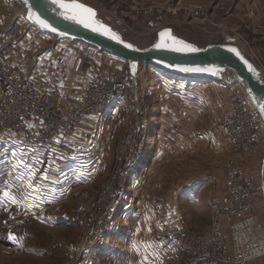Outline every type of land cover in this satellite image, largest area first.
I'll return each instance as SVG.
<instances>
[{
    "label": "rangeland",
    "instance_id": "obj_1",
    "mask_svg": "<svg viewBox=\"0 0 264 264\" xmlns=\"http://www.w3.org/2000/svg\"><path fill=\"white\" fill-rule=\"evenodd\" d=\"M76 2L91 7L100 24L136 47L156 46L167 35V47L181 46L173 38L196 49L233 44L264 81V0ZM26 6L24 0H0V28L15 20L27 25L16 54L35 61L51 51L46 53L49 71L62 77V104L82 97L85 89L109 87L111 79L101 82L108 73L104 70L120 73L131 92L109 100L99 117L84 118L66 139L71 151L51 165L46 159L34 169L42 154L37 141L21 146L23 135L0 136V264H155L142 247L146 243L145 252L157 253L163 242L177 249L180 260L158 264H184L174 236L177 220L184 219L196 232L206 230L208 179L222 183L229 168L239 164L250 173L256 167L250 159L264 153V142L260 152L244 159L231 149L227 88L194 86L189 80L181 86L174 72L169 76L143 63L134 74L129 61L93 47L96 60L88 53L67 64L75 53L69 52L72 44L38 34ZM203 71L186 73L201 79ZM200 187V198L180 200ZM173 201L177 205L170 207ZM168 220L170 231L156 239L155 230ZM153 235L158 246L151 242ZM251 264H264V254Z\"/></svg>",
    "mask_w": 264,
    "mask_h": 264
},
{
    "label": "built area",
    "instance_id": "obj_2",
    "mask_svg": "<svg viewBox=\"0 0 264 264\" xmlns=\"http://www.w3.org/2000/svg\"><path fill=\"white\" fill-rule=\"evenodd\" d=\"M31 27L45 39L55 37L36 26ZM26 31L27 25L25 27L20 20L0 28V136L23 135L21 146L29 139L37 141L35 146L42 154L35 160L36 169L41 161L48 159L50 163L46 162L51 165L63 153L70 152L66 139L73 136L81 121L87 117H99L108 107L109 100L119 94H129L131 90L120 73L104 70L108 73H104L101 82L111 79L109 87L85 89L82 97L62 104V77L59 72L49 71L46 53L49 55L51 51L47 49L45 57H37L35 61L25 53L16 54ZM55 38L57 43L81 44ZM15 54L18 56L14 59ZM214 81L231 93L227 124L231 149L242 159L248 158L252 151H259L264 142L263 121L239 77L223 76ZM29 124L35 126L29 128ZM263 158V151L251 157V166L256 167L250 173L239 164L229 168L222 183L214 178L208 179L211 213L208 229L196 232L184 219L177 220L174 236L184 264H251L264 254Z\"/></svg>",
    "mask_w": 264,
    "mask_h": 264
},
{
    "label": "water",
    "instance_id": "obj_3",
    "mask_svg": "<svg viewBox=\"0 0 264 264\" xmlns=\"http://www.w3.org/2000/svg\"><path fill=\"white\" fill-rule=\"evenodd\" d=\"M50 6L54 7L57 12H54ZM26 7H30L31 12L35 13L41 19L46 20L56 31L54 32L51 31V29L42 28L34 19L30 20L31 25L39 27L52 36L65 38L72 42L83 43L101 52L121 57L132 63V65L135 64L136 67L135 70H133L134 74H136L139 64L143 63L172 73L174 72L175 75L183 74L189 77L196 76L189 75L183 69H201L205 67L202 73L203 77H198L209 81L221 78L223 76L220 75L221 71L235 75L244 83L248 95L255 103L264 119V112L260 110V104L264 103V81L254 76L253 71L249 69V65H251L253 69H256L253 63L233 44L209 45L195 52L175 51V47H167L169 46L168 41L171 39V35H167V37L161 38L162 42L160 45L164 47H136L125 42L121 38H119V40L123 41L122 43L111 39L108 35L93 31L91 28H86L75 21L65 19V15H62L65 10L57 6L56 3H53V0H28ZM61 33H63V35ZM129 44L132 45L131 48L126 47V45ZM229 48L237 49L240 56L230 52L228 50ZM240 57H243V59ZM245 61H247V63H245ZM262 188L264 195V158L262 164Z\"/></svg>",
    "mask_w": 264,
    "mask_h": 264
},
{
    "label": "snow or ice",
    "instance_id": "obj_4",
    "mask_svg": "<svg viewBox=\"0 0 264 264\" xmlns=\"http://www.w3.org/2000/svg\"><path fill=\"white\" fill-rule=\"evenodd\" d=\"M24 2L27 4L28 0H24ZM53 3L59 4L61 8H63L65 11L62 13V15H65V19L75 21L78 24H82L86 28H91L93 31L100 32L103 35H108L111 39L117 40L119 42H123L119 40V37L112 33L111 29L107 28L105 25L100 24L99 21L95 19L96 12L91 8L87 7L86 5L82 3H77L76 0H72L71 3H65V0H53ZM28 19L33 20L38 23L42 28H48L51 29V31H56L55 28H53L46 20L41 19L39 16H37L35 13L29 11ZM167 31V30H166ZM63 35V33H61ZM165 33H161V36H164ZM174 43L181 45L180 47H175V51H199V49H196L192 47L191 45L185 44L183 41H175V38H173ZM162 45L158 44L156 47H161ZM126 47L131 48L132 45H126ZM230 52L235 53L237 56H240V53L235 48H229ZM243 59V57H240ZM247 63V61H245ZM133 70H135V64L132 65ZM249 69L251 71H254L251 65H249ZM184 71H203L204 69L199 68H185ZM260 110L261 112H264V103L260 104ZM29 128L34 127V125L29 124ZM7 195V193H5ZM11 239H15V237L10 236Z\"/></svg>",
    "mask_w": 264,
    "mask_h": 264
},
{
    "label": "crops",
    "instance_id": "obj_5",
    "mask_svg": "<svg viewBox=\"0 0 264 264\" xmlns=\"http://www.w3.org/2000/svg\"><path fill=\"white\" fill-rule=\"evenodd\" d=\"M97 14H99V12H97ZM72 46H73V48L74 49H71L69 52H75V53H73L74 55H71V61H66L67 62V64H69V63H73V61H75V60H78L79 59V61L81 60V58H83V56L85 55V54H91L92 56H93V58L92 59H97L96 57H98L97 55H96V53H93V52H91L89 49L90 48H87L86 46H84V45H82V44H72ZM98 54V53H97ZM91 59V60H92ZM90 60V59H89ZM77 63H79V62H77ZM95 67H100V65H97V66H95ZM165 73V72H164ZM167 74V73H166ZM167 75H169V76H173V75H170V74H167ZM174 77H178V76H174ZM176 81V80H175ZM177 81H185V82H187V80H183V79H181V77H178L177 78ZM193 84H196V83H193ZM91 149H93V146L91 147ZM94 150H97L96 148H94ZM95 157V156H94ZM94 157H93V159H94ZM66 164V163H65ZM65 164H63V165H65ZM81 164H83V163H81ZM81 166H83V165H81ZM95 166V165H94ZM94 166H91L92 168H94ZM65 169H66V167H64ZM145 168V167H144ZM142 169V168H141ZM145 170H146V168H145ZM86 173H89V174H92L91 172H86ZM84 176V175H83ZM141 176V175H140ZM85 177H87V176H85ZM140 178V177H139ZM205 181V180H204ZM205 187L206 186H203V189H205ZM202 191H201V187L200 188H193V189H191V190H189V191H187L184 195H182V197L180 198V200H184L185 202H193V200H195L196 199V196H197V194H198V197L202 194L201 193ZM205 195L207 194L206 192L204 193ZM200 198V197H199ZM174 199V198H173ZM178 201H179V198H178ZM171 204V206L170 207H173L174 205H177V203L175 202V201H173L172 203H170ZM206 205H207V210H208V214H209V222H208V224H207V228L206 229H208V227H209V225H210V222H211V215H210V209H209V207H208V204H207V201H206ZM195 209V208H194ZM194 209L192 210L193 212H194ZM206 209H204L203 211H205ZM124 211H125V209H124ZM183 211V210H182ZM188 212V211H187ZM186 212V213H187ZM171 214V213H170ZM183 214H185L184 212H183ZM186 215V214H185ZM189 215H191V214H189ZM153 216V215H152ZM162 218V217H161ZM203 218H205L206 219V215H204L203 216ZM169 221L170 220H168V221H164V223H162L161 225H162V228H157L156 230H155V232L157 233V236L155 237L156 239L158 238V239H161V237L163 236V235H165V233L163 232V231H166L167 229H168V231H170L169 230ZM204 223V222H203ZM201 225H203L202 223H200L199 224V226H201ZM204 226V225H203ZM204 228V227H203ZM153 237H154V235L152 236V239H151V242L154 244V245H156V244H160V243H157L158 241H156L155 240V238L153 239ZM145 244L146 243H144V245H143V247H142V249H143V254H145L144 256H149V257H153L154 258V261H155V264H158V262H174V263H178V261L180 260L179 259V256H178V253H177V249L176 248H172V245H168L167 243H165V242H163V243H161V245H160V247H158L159 248V251L157 252V253H153V252H151V250L150 251H147V252H145ZM152 245V244H151ZM149 246V245H148ZM147 246V247H148ZM156 246H158V245H156ZM174 249V250H173ZM176 250V251H175ZM178 257V259H176ZM171 258V259H170ZM161 263V264H162Z\"/></svg>",
    "mask_w": 264,
    "mask_h": 264
},
{
    "label": "bare ground",
    "instance_id": "obj_6",
    "mask_svg": "<svg viewBox=\"0 0 264 264\" xmlns=\"http://www.w3.org/2000/svg\"><path fill=\"white\" fill-rule=\"evenodd\" d=\"M50 8L54 11V12H57V10L54 8V7H52V6H50ZM29 11H31L30 10V7H26V9H25V13L26 14H29ZM143 47H147V45H145V46H143ZM154 70V69H153ZM164 72L165 73H167V74H170L171 72H167V71H165L164 70ZM253 74H254V76L256 77V78H260V79H262V76L260 75V73H259V70H257V69H254V71H253ZM220 75H223V76H232V74H230V73H228V72H225V71H221V74ZM164 76V75H163ZM175 76H177V75H175ZM222 76V77H223ZM165 77V76H164ZM178 77H181V79H183V80H189V83H191L192 85H194V86H203L204 88H210V87H218L217 85V81H209V80H201V79H193L192 77H190V78H184L183 76H178ZM189 77V76H188ZM178 83H180L181 84V86H182V84H185L186 82L185 81H179ZM193 83H196V84H193ZM246 89V88H245ZM247 91V90H246Z\"/></svg>",
    "mask_w": 264,
    "mask_h": 264
}]
</instances>
